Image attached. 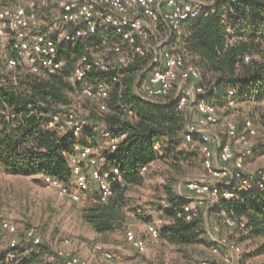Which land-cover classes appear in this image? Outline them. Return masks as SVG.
<instances>
[{"label":"trees","instance_id":"1","mask_svg":"<svg viewBox=\"0 0 264 264\" xmlns=\"http://www.w3.org/2000/svg\"><path fill=\"white\" fill-rule=\"evenodd\" d=\"M6 2L7 0H0V4L5 5ZM156 26L158 28L155 33L148 32L146 38L137 37L136 45L144 48V55L136 53L133 45L112 31L98 32L94 36L96 41L92 43L94 47L90 55L108 44L120 43L124 48L126 45L130 47L133 61L125 67L124 73L116 81L112 80L114 70H93L89 73L93 82L102 80L108 83L107 103L110 111L103 113L96 106L92 107L88 125L80 134L91 140L92 144L87 145L99 149L105 157L106 167H119L124 184L115 183L112 194L105 201L98 199L96 189L84 209L83 218L99 233L123 231L129 210L142 212L141 207H132L129 189L143 186L149 175L160 172L166 178L161 196L162 200L166 199L167 206L160 199L162 223L157 240L162 239L176 250L187 252L192 246L206 241L205 218L198 211L192 219H187L184 206L190 200L184 199L176 190V183L187 174L183 163L200 161L204 168L203 158L199 153L202 140L200 136L196 137L198 147L194 150L186 143V125L193 119L192 112L196 111V106L189 111L181 109L176 101L173 102L175 90L166 99L146 100L138 94L144 80L156 67L152 63L154 46L158 38L164 39L167 33L165 23ZM182 30L185 32L184 36L167 46L181 52L188 62L201 69L203 97L208 102L218 108L233 106L229 103L230 98L236 103L264 102V56L260 52L264 43V0H214L213 5L207 7L197 18L184 20ZM118 38L126 44L115 42ZM147 41L151 42L148 47L143 43ZM64 46L67 53L63 54L59 50V55L66 60V65L61 72L51 76L31 73L22 64L15 70H6V65L0 62V80L5 82L0 86V170L6 174L26 177L47 175L65 184L70 183L73 178L72 156L79 153V149L85 146V141L70 126L59 130L47 125L48 118L53 115L64 117L65 109L60 105H67L71 101L69 90L73 83L70 76L77 60L85 51L79 44ZM165 46L160 47L159 51ZM70 51L74 52V57H70ZM9 52L12 53L11 50ZM247 55L250 56L249 60L245 59ZM13 76L17 77V85ZM230 90L234 91L233 95L229 94ZM6 108L16 115L14 120L6 119ZM93 109L102 113L104 118H96ZM128 110L133 114H129ZM246 119H251L256 126L254 117L245 118L242 127L237 124L239 130H243ZM260 121L264 127V112H261ZM104 125L110 127L115 134H126L115 149L109 146L102 150L97 146L99 136L105 139L97 128ZM258 134L259 131L255 137ZM262 142L264 140L252 147L249 156L257 147L264 152ZM155 145H159V149H155ZM80 163L84 167L85 160L80 159ZM144 167H147L146 171H143ZM204 178L200 180L208 179L206 182H211L209 178ZM219 186L221 192L230 190L233 197L229 199L221 196L215 202V216L219 220L223 218L228 229L239 231L241 242L264 239V190L255 186L244 187L241 183L229 187ZM91 192L88 191V194ZM227 216L237 221L244 220L246 226L229 228L225 223ZM2 219L6 218L2 217L0 224ZM146 220L149 223L155 221L152 216H148ZM30 227L24 232L27 244L20 246L17 226L14 234L17 245L10 247L9 243L8 249L0 252V264H42L48 251L36 227L41 237L40 242L34 243L27 239L26 232ZM247 250L242 251L241 256L244 254V258L236 264H264V242L253 249L248 246ZM11 252L13 257L9 256Z\"/></svg>","mask_w":264,"mask_h":264},{"label":"built area","instance_id":"2","mask_svg":"<svg viewBox=\"0 0 264 264\" xmlns=\"http://www.w3.org/2000/svg\"><path fill=\"white\" fill-rule=\"evenodd\" d=\"M61 9L59 19H54L50 30H55L54 35L47 32L31 33L40 24L36 5L10 6L0 4V37L10 35L11 46L6 50L0 44V62L5 64L7 69L15 70L19 64L31 73L42 76H51L61 72L66 60L59 55V43L75 44L94 37L98 32L112 31L119 35L127 43L133 45L136 53L144 55V48L136 45L137 37L146 38L148 35L147 21L154 25L165 23L166 36L158 40L154 46V56L152 63L155 69L148 75L142 84L139 96L146 100L166 99L175 90L174 101L181 109L190 110L196 106V118L186 125L185 141L191 150L197 149L196 137L200 136V151L203 155V164L207 172L206 177L211 182L200 179H189L183 184L184 193L179 191L184 199L190 200L184 206L187 219H192L198 213L197 202L216 201L223 196L232 198L233 193L225 189L220 190L219 185L229 187L236 183H241L244 187L255 186L264 190V172L259 171L252 175L245 174V159L251 154L253 145L251 138L258 133L257 127L251 119H246L243 130H239L238 125L232 121L223 123L227 138L221 139L214 132L210 131V126L221 122L218 107L208 102L204 97V85L201 81V69L194 63L188 62L183 54L167 45L174 44L181 38L182 23L186 19L197 18L205 12L207 7L213 5L203 4L198 0H53ZM66 25H71V29H66ZM166 45L161 51L160 47ZM11 50L12 53L9 51ZM114 57V61L113 58ZM250 56L245 57L249 60ZM133 61V56L125 52L122 44H108L102 50L90 54H83L74 65L70 81L79 86L80 97L90 101V107H95L103 113L110 111L107 103L109 97V85L107 82L98 80L92 81L89 73L93 70L110 71L114 70L113 81L119 80L124 73L125 67ZM114 62V63H113ZM17 85V77L13 76ZM5 82L0 80V86ZM230 90L229 94L233 95ZM230 105L236 102L229 99ZM65 115L56 114L48 118L49 127H57L59 130L65 126L73 128L76 135L80 134L88 125L90 109L85 113L81 111L79 102H70L67 105L61 104ZM129 114H133L128 110ZM4 115L8 121L14 120L16 115L9 108L5 109ZM100 134L107 140L111 149H115L119 141L126 136L125 133L115 134L113 130L104 125L97 128ZM216 144V146H214ZM264 149V142L261 143ZM235 146H240L237 154ZM217 150V160L215 153ZM159 149V145H155ZM80 159L85 160L89 165L86 171L80 163ZM232 164L229 168L228 165ZM72 180L70 183H63L57 178L42 175V181L48 187L57 189L61 195L71 196L74 201H80L82 194L91 190L92 185L98 190V199L101 201L113 192L115 183L124 184L119 167H106L105 157L99 149L85 145L79 149L77 155L72 156ZM147 167L143 168L146 171ZM163 205L167 202L164 198ZM162 220L157 219L148 223L146 231L150 237L157 240L160 237V226ZM225 223L229 228L237 226L244 228L246 222L227 216ZM2 231L8 232L11 237L10 247L17 245V225L8 219H2L0 224V234ZM27 239L38 243L41 240L35 227H30L27 232ZM128 242L136 250L145 252L146 241L138 237L132 230L126 233ZM69 242V239L65 240ZM225 248L228 253L223 257L220 264H234L235 258L241 255L242 248L239 244L229 243L226 239L213 240V252ZM94 252L106 259L114 258L112 251L101 243L93 245ZM58 255L64 259L65 264H88V262L69 251L61 250ZM10 257L14 254L11 252ZM206 264V263H204Z\"/></svg>","mask_w":264,"mask_h":264},{"label":"rangeland","instance_id":"3","mask_svg":"<svg viewBox=\"0 0 264 264\" xmlns=\"http://www.w3.org/2000/svg\"><path fill=\"white\" fill-rule=\"evenodd\" d=\"M83 1V0H71ZM214 0H198L203 4H210ZM31 3L36 5L39 15L40 24L37 28L32 29L31 33L47 32L54 35L55 30H50V26L54 19H59L61 9L53 0H7L5 5L10 6H29ZM66 29H71V25H66ZM149 33H155L158 26L151 21H147ZM182 31L181 37L184 36ZM11 36L7 35L0 37V44L9 50L11 46ZM162 37H159V40ZM96 40L92 37L88 40L75 43L84 48V54L93 52V44ZM126 44L118 38V41ZM147 47L151 44L150 41L143 42ZM65 43H59V50L62 53H67ZM125 52L130 54L131 49L125 46ZM261 55L264 56V43L261 46ZM70 57H74V52L70 51ZM250 56L251 53H248ZM114 61V57L112 58ZM114 63V62H113ZM22 64V62H21ZM6 70H8L6 68ZM203 78V76H202ZM69 99L72 103L81 105V112L85 113L90 109V101L80 97V90L77 84H72L69 90ZM94 107V106H93ZM96 118H104L102 113L93 109ZM221 122L217 125L210 126V131L214 135H218L221 139H226L227 134L223 125L226 121H232L242 127L245 118H252L258 128L259 134L257 137L251 138V144L257 145L264 140V127L260 121L261 112H264V102L262 103H235L231 107L220 106L218 108ZM192 120L196 118V111L192 112ZM78 137L85 141L83 145L92 144L91 140L87 139L83 134H78ZM97 146L100 149H108L107 140L97 139ZM216 146V144L214 145ZM188 147V146H186ZM256 147V146H255ZM80 148V146L78 147ZM240 146H235L234 150L238 154ZM216 150V147H215ZM199 153L201 159L202 153ZM186 170L185 176L176 183V190L183 191V184L189 179H205L207 172L202 166V162L191 161L182 164ZM229 168L232 164L228 165ZM164 169V167H162ZM84 169L88 170L89 165L84 164ZM264 171V152L260 149H255L253 154L245 159V174L252 175L258 171ZM42 175L33 177L9 175L0 170V219L2 217L14 222L18 226V236L20 246L26 245L24 240V232L30 226H35L42 237V243L47 249L46 255L43 257L42 264H65L63 258L58 256L61 250L69 251L79 257L85 259L88 264H211L210 262H221L223 257L228 253L225 248L219 249L218 252H213V240L226 239L229 243H238L242 251H248L249 248H254L257 244L264 242V239H258L254 242H241L240 233L237 230L228 229L224 225V220L218 219L215 216V203L213 201L197 202L198 211L204 214L206 225V241L201 244L192 246L187 252H180L172 245L165 243L162 239L154 240L146 231L149 223L146 218L152 216L153 220L160 219L161 211L160 199L162 200L166 178L160 172L155 175H149L145 184L140 187H131L129 196L132 207H141V213L137 210L130 209L128 212L127 223L123 231H115L110 233H99L95 231L90 224L83 218L85 207L90 202V197L96 191L95 186H92L90 194L83 193L80 201H74L71 196L61 195L57 189L48 187L42 181ZM207 178V177H206ZM206 179L205 181H207ZM89 191V192H90ZM162 195V196H161ZM207 207H209L207 209ZM132 230L137 236L146 240L147 249L141 253L134 249L125 238V231ZM10 235L6 232L0 234V252L6 251L9 247ZM69 239V242L65 240ZM101 243L111 249L115 257L108 260L98 253L94 252L93 245ZM235 258L234 264L240 263L244 258V254L238 255Z\"/></svg>","mask_w":264,"mask_h":264},{"label":"crops","instance_id":"4","mask_svg":"<svg viewBox=\"0 0 264 264\" xmlns=\"http://www.w3.org/2000/svg\"><path fill=\"white\" fill-rule=\"evenodd\" d=\"M215 159L217 160V150H216V153H215ZM204 202H208V201H204ZM209 207H207L208 209Z\"/></svg>","mask_w":264,"mask_h":264},{"label":"water","instance_id":"5","mask_svg":"<svg viewBox=\"0 0 264 264\" xmlns=\"http://www.w3.org/2000/svg\"><path fill=\"white\" fill-rule=\"evenodd\" d=\"M145 74V72H143V74L142 75H144ZM173 102H175V101H173Z\"/></svg>","mask_w":264,"mask_h":264}]
</instances>
